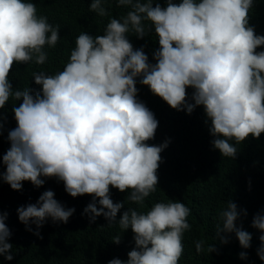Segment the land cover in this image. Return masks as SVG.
Wrapping results in <instances>:
<instances>
[{
    "label": "clouds",
    "instance_id": "1",
    "mask_svg": "<svg viewBox=\"0 0 264 264\" xmlns=\"http://www.w3.org/2000/svg\"><path fill=\"white\" fill-rule=\"evenodd\" d=\"M106 2L92 0L89 10L109 16ZM166 2L161 7L153 6V0H117L118 7L131 9L125 16L111 18L103 35L81 32L62 71L34 72L39 90H14L9 80L13 65L48 63L45 46L57 45L60 26L38 15L33 2L0 0V109L10 99L22 98L19 107L13 106L17 127L8 134L11 146L2 157L6 171L0 180L20 191L23 181L39 188L45 183L42 177H55L72 197L91 195L84 209L90 222L103 216L107 226L118 223L134 233L136 247L127 261L113 258L108 264H179L184 236L192 230L191 209L179 201L157 202L147 213L128 208L116 219L124 203L113 202L110 186L129 191L127 199L143 207L156 191L161 153L170 142L147 143L155 138L158 120L138 100L137 78L171 108L185 110L186 117L205 126L210 120V134L216 137L211 143L223 157L237 156L230 141L239 144L264 133V51H256L264 46V36L249 26L254 0ZM153 30L160 46L153 54L156 63L128 39L130 32L142 39ZM189 87L194 103L187 99ZM74 212L58 202L52 190L44 191L35 204L17 208L19 221L28 231L34 224V235L41 239L39 229L48 218L66 224ZM7 215L0 213V256L11 261ZM240 215L236 203L228 200L219 213L217 235L235 233L247 249L252 237L237 226ZM251 226L264 233V213H256ZM120 239L116 236L113 242L119 244ZM259 239L257 255L264 261V235ZM204 243L195 242L197 254L204 252ZM221 243H228L226 236ZM207 251L216 248L211 244ZM239 257L246 259L247 253Z\"/></svg>",
    "mask_w": 264,
    "mask_h": 264
},
{
    "label": "trees",
    "instance_id": "2",
    "mask_svg": "<svg viewBox=\"0 0 264 264\" xmlns=\"http://www.w3.org/2000/svg\"><path fill=\"white\" fill-rule=\"evenodd\" d=\"M28 2L35 3L38 15L46 16L49 23L60 26L61 38L54 48L45 46V51L50 52L51 57L48 63L13 65L9 80L14 90H23L25 87L39 90L41 86L35 84L32 76L34 72L55 74L62 71L75 47L76 37L81 32L93 36L103 35L111 18L119 19L131 10L124 6L118 7L117 0H107L104 6L109 16L100 17L89 10L92 0ZM181 2L173 0L176 4ZM156 3L161 7L167 6L166 0H153V6ZM148 23L145 22L146 25ZM249 26L254 28L257 35L264 36V0H254L249 12ZM128 39L134 49L143 48L150 63H156L153 54L160 46L154 30L142 39L130 32ZM256 51H264V46L258 47ZM60 66L61 69L56 70ZM140 79L137 78L136 83L137 98L158 120L155 138L147 143L160 145L165 140L170 142L161 153L163 162L157 172L159 180L156 191L145 199L143 207L127 199L129 191L120 192L110 186L113 202L124 203V207L117 213V221L128 208L147 213L157 202H183L191 209L188 222L192 223V230L188 237L184 236V252L179 264H264L257 255L261 246L259 237L264 233L251 226L254 215L264 213V133L259 138L250 135L239 144L230 141L237 148V156L234 159L223 157L211 143L216 137L210 134V120L205 126L198 119L186 117L185 110L171 108L162 98L154 95L148 86L141 84ZM193 91L191 87L186 89L190 103H194ZM21 103L22 98L10 99L0 109V123L3 124L0 129V173L6 171L2 157L11 146L8 134L17 127L13 106L19 107ZM200 107L203 108L202 105ZM42 179L45 183L39 188L30 181H23L20 191L13 190L9 184L0 180V213L8 214L5 223L11 231L8 242L13 245L14 256L11 261L0 256V264H108L113 258L127 261L128 252L136 247L131 228L124 231L118 223L109 227L103 216L97 217L94 223L90 222V214H84V209L92 202L91 195L74 198L65 191L63 181L55 177ZM46 190H52L58 202L66 209L74 208L75 212L66 224L53 223L48 218L39 229L41 239L34 235L37 230L34 224L31 225L32 231H28L19 221L17 208L35 204ZM228 200L236 203L238 211H241L237 226L251 234V246L247 249L240 246L235 233L221 232L217 235V225L222 226L219 213L226 208ZM243 210L247 211L246 216ZM116 236L121 237L119 244L113 242ZM225 236L228 243L223 244L221 237ZM199 240L205 242V250L201 254H197L195 248V242ZM211 244L216 251L208 253L207 247ZM241 252L247 253L246 259H240Z\"/></svg>",
    "mask_w": 264,
    "mask_h": 264
},
{
    "label": "bare ground",
    "instance_id": "3",
    "mask_svg": "<svg viewBox=\"0 0 264 264\" xmlns=\"http://www.w3.org/2000/svg\"><path fill=\"white\" fill-rule=\"evenodd\" d=\"M64 196V195H63ZM60 198V197H59ZM12 213V212H11Z\"/></svg>",
    "mask_w": 264,
    "mask_h": 264
}]
</instances>
